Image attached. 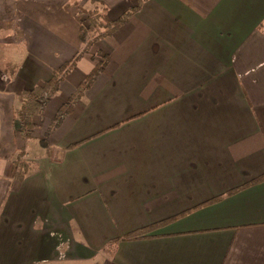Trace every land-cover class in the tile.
Instances as JSON below:
<instances>
[{
    "label": "crops",
    "instance_id": "0c3cea01",
    "mask_svg": "<svg viewBox=\"0 0 264 264\" xmlns=\"http://www.w3.org/2000/svg\"><path fill=\"white\" fill-rule=\"evenodd\" d=\"M0 264H264V0H0Z\"/></svg>",
    "mask_w": 264,
    "mask_h": 264
},
{
    "label": "trees",
    "instance_id": "16d2710c",
    "mask_svg": "<svg viewBox=\"0 0 264 264\" xmlns=\"http://www.w3.org/2000/svg\"><path fill=\"white\" fill-rule=\"evenodd\" d=\"M85 13L88 15V27H85L83 25L81 26V41L84 44L83 50H81V52H79L70 62L63 65L59 70H57V72L53 74L52 78L49 81L44 82L41 86H37L29 91L20 93L17 96L20 102V106L16 109L15 115L21 127L19 133L25 138L30 137V132L33 129L32 117L34 115L40 114L48 101L58 93L61 81L63 80L64 76L76 66L77 62L82 56V53L86 51L96 40L114 33L118 29V27L121 26L126 20V17H123L115 22H106L103 18L102 9H100L99 5L95 6L93 9ZM80 24H82L81 21ZM103 66L104 59L95 65L94 69L90 74L87 75L85 80L78 87L77 91L69 98L68 102L59 109L54 121L51 124V129L56 128L61 123L63 118L70 112L73 104L78 99H80L84 91L90 87L94 78L101 72ZM44 143V140L40 141L41 145H44ZM25 156L26 150H21L17 153L14 160L15 165L18 168L21 167L24 170H26L30 166L24 160ZM235 191L236 189L231 190L225 195H229ZM217 200H219V198H217L215 201ZM212 202H214V200L207 201L206 203ZM139 236L140 232H135L130 235L124 236L123 238L117 239L116 242L119 240L135 239Z\"/></svg>",
    "mask_w": 264,
    "mask_h": 264
},
{
    "label": "rangeland",
    "instance_id": "374dc122",
    "mask_svg": "<svg viewBox=\"0 0 264 264\" xmlns=\"http://www.w3.org/2000/svg\"><path fill=\"white\" fill-rule=\"evenodd\" d=\"M87 24V23H86ZM18 135L20 136V134L18 133ZM27 153H29V156H25V159H31V157L33 156V154H34V150H28V151H26V154Z\"/></svg>",
    "mask_w": 264,
    "mask_h": 264
}]
</instances>
